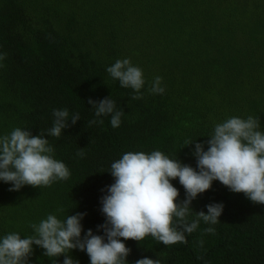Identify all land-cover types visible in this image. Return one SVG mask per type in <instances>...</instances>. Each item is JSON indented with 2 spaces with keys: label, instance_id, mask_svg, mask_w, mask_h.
<instances>
[{
  "label": "trees",
  "instance_id": "16d2710c",
  "mask_svg": "<svg viewBox=\"0 0 264 264\" xmlns=\"http://www.w3.org/2000/svg\"><path fill=\"white\" fill-rule=\"evenodd\" d=\"M4 54L0 137L18 127L45 136L70 176L19 191L0 180V239L33 236L31 225L48 215L63 221L76 213H86L81 238L89 229L104 236L98 227L106 223L101 201L115 182L111 164L123 154L158 150L199 171L195 143L186 141L207 150L215 125L231 117H255L264 132V0H0ZM123 59L142 70L140 99L107 72ZM155 77L162 78V94L149 91ZM105 98L123 113L117 128L110 116L96 117L88 103ZM55 109H67L69 119L80 116L75 125L69 120L59 138L47 135ZM171 183L182 202L184 187L178 178ZM213 203L224 205L219 222L200 220L186 244L165 246L150 235L141 242L121 238L131 250L126 264L142 258L159 264H264V204L217 180L192 201L188 221ZM208 227L215 233H206ZM44 252L33 245L28 264H54ZM69 255L91 264L86 251ZM63 260L57 257L55 264Z\"/></svg>",
  "mask_w": 264,
  "mask_h": 264
},
{
  "label": "clouds",
  "instance_id": "9594fccd",
  "mask_svg": "<svg viewBox=\"0 0 264 264\" xmlns=\"http://www.w3.org/2000/svg\"><path fill=\"white\" fill-rule=\"evenodd\" d=\"M5 57L6 54L0 55V60ZM107 72L122 87L134 90L136 95L132 99L141 98L145 84L143 73L129 59L117 60ZM161 81V77H155L149 91L162 94ZM88 103L93 105L96 117L110 116L111 126H120L123 113L115 110L111 98L89 99ZM53 116V126L47 135L56 138L80 120L79 114L69 119L67 109H55ZM258 129L259 121L255 117H231L215 125L206 141L207 150L202 143L186 141V146L195 143L193 154L199 171L158 150L150 154H123L111 164L110 173L115 182L108 186L101 201L106 223L98 227L103 229L104 236L95 235L89 229L81 238V221L86 213L68 215L63 221L50 214L39 224L31 225L35 235L21 238L19 233H10L0 239V264H28L33 245L44 249L54 264L60 256H64L63 264H79L69 255L74 249L86 251L91 264H126L131 250L121 238L141 242L150 235L165 246L186 244V234L196 231L200 220L210 225L220 220L224 211L222 203L209 204L207 213L197 212V219L191 222L187 219L192 201L211 189L217 180L232 192L244 193L253 203L264 204V132ZM53 153L54 148L45 136L15 128L0 137V180L12 185L10 191H19L25 185L49 186L54 181L67 180L69 169L54 159ZM177 178L186 193L180 203H177L179 190L171 183ZM204 231L214 234L215 228ZM135 264H159V261L142 258Z\"/></svg>",
  "mask_w": 264,
  "mask_h": 264
}]
</instances>
